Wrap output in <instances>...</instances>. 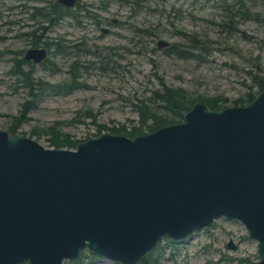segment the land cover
<instances>
[{
  "label": "rangeland",
  "instance_id": "1",
  "mask_svg": "<svg viewBox=\"0 0 264 264\" xmlns=\"http://www.w3.org/2000/svg\"><path fill=\"white\" fill-rule=\"evenodd\" d=\"M54 3L0 0V130L14 136L51 147L53 137L79 143L104 134L125 135L110 131L140 126L137 105L160 88L158 78L194 100L222 97L223 107L235 106L256 77L264 80V0H76L72 8L61 6L57 20L49 18ZM179 32L194 35L203 47L190 46L191 39ZM160 40L168 46L159 47ZM174 44L193 56L168 50ZM30 48L45 49V59L21 64ZM17 62L24 74L31 69L30 78L13 70ZM73 71L80 86L68 90ZM38 82L53 87L41 89ZM26 102L30 106L23 112ZM142 132L150 133L147 127ZM170 240L160 239L150 260H259L244 226L224 217L184 242ZM82 254L64 264H115L87 250Z\"/></svg>",
  "mask_w": 264,
  "mask_h": 264
},
{
  "label": "water",
  "instance_id": "2",
  "mask_svg": "<svg viewBox=\"0 0 264 264\" xmlns=\"http://www.w3.org/2000/svg\"><path fill=\"white\" fill-rule=\"evenodd\" d=\"M220 217L244 226L264 264V91L219 110L196 102L180 123L73 149L0 130V264H64L85 250L137 264L163 237L184 242Z\"/></svg>",
  "mask_w": 264,
  "mask_h": 264
},
{
  "label": "trees",
  "instance_id": "3",
  "mask_svg": "<svg viewBox=\"0 0 264 264\" xmlns=\"http://www.w3.org/2000/svg\"><path fill=\"white\" fill-rule=\"evenodd\" d=\"M62 5H59V3L53 4V16L49 17L50 19L57 20L63 13L62 12ZM61 9V10H60ZM246 13V12H245ZM47 17L49 15H46ZM256 17L258 15H255ZM234 17L229 16L228 22H233ZM182 34L184 38H190L192 41V44L190 46L196 45V48H202L203 46L199 44V41L197 38L194 37V35L189 36L185 33L179 32ZM168 50H172L173 53L180 57H188L193 56L192 51L185 49L181 44H174L171 45V47ZM27 62L24 58L21 60V64H24ZM19 64L17 62V65L13 70L15 72H19L20 74L25 75V78H30L31 76V69H29L27 72H22L20 67H17ZM27 80V79H26ZM71 83H68L67 89H71L72 87H79V83L77 81V76H75V73L73 71ZM160 88L153 89L151 91L150 96L146 100L139 101V104L137 105L138 112H139V123L140 126L133 127L129 131H126L125 129L122 130H112L111 133H125V136L133 138L136 136H140L143 134L142 128L147 127L149 131H154L162 126L179 123L183 120L184 114L192 107L195 101H200L206 105H208L213 110H219L224 108L221 104V102L224 101L222 97H199L197 100L191 99L189 94L186 90H184L181 87H170L165 84V82L158 78ZM29 82L26 81V84ZM30 84V83H29ZM36 84V83H35ZM39 88L45 89L48 87L51 89L53 85L50 86L47 82H38ZM37 85V84H36ZM256 88L257 93L255 94L254 89ZM247 91L238 99L235 100L234 104L235 106H243L248 105L253 101V99L256 97V95L264 91V80L258 79L257 77L253 79L252 84L247 87ZM32 96V90L29 92ZM30 102H26L23 107V112L27 111L29 109ZM21 117H24L23 115ZM21 120V119H20ZM150 121V123H148ZM16 130V126L12 127L11 132L14 133ZM77 141L70 140L68 136H65V138H55L53 137L50 146L54 148H75ZM171 241V240H170ZM173 242V241H171ZM83 255V254H82ZM153 252H149L145 257H143L140 262L142 264H156V260L152 259ZM118 264V263H115Z\"/></svg>",
  "mask_w": 264,
  "mask_h": 264
},
{
  "label": "flooded vegetation",
  "instance_id": "4",
  "mask_svg": "<svg viewBox=\"0 0 264 264\" xmlns=\"http://www.w3.org/2000/svg\"><path fill=\"white\" fill-rule=\"evenodd\" d=\"M57 2H58V0H57ZM59 3V2H58ZM60 4V3H59ZM63 6V5H62ZM26 60V59H25ZM29 61V60H28Z\"/></svg>",
  "mask_w": 264,
  "mask_h": 264
}]
</instances>
